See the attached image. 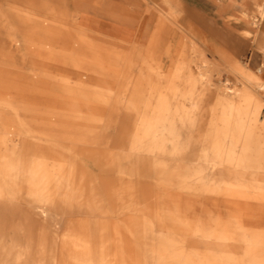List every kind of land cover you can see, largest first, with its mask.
I'll return each mask as SVG.
<instances>
[{"label": "bare ground", "instance_id": "6f19581e", "mask_svg": "<svg viewBox=\"0 0 264 264\" xmlns=\"http://www.w3.org/2000/svg\"><path fill=\"white\" fill-rule=\"evenodd\" d=\"M211 2L0 0V264H264V0Z\"/></svg>", "mask_w": 264, "mask_h": 264}, {"label": "rangeland", "instance_id": "374dc122", "mask_svg": "<svg viewBox=\"0 0 264 264\" xmlns=\"http://www.w3.org/2000/svg\"><path fill=\"white\" fill-rule=\"evenodd\" d=\"M184 4V9L186 13L188 11H194L199 17L203 18L207 25H214L217 24L219 27L227 26L232 18H229L228 16L230 14H225L219 19H217L215 16H213V3H205L203 0H182ZM213 1V0H212ZM134 9H131L132 14H136L134 10H137L138 12H142L143 6L137 5L133 6ZM156 19V16H155ZM223 21V22H222ZM228 22V23H227ZM155 22L153 23V25ZM152 25V27H153ZM245 31H248L250 34L247 35ZM235 32L241 39L243 43V49L241 51V56L243 59H246L250 64L254 66V68L258 67L261 62H263V58L261 54L258 52V45L260 44V35L258 36L255 31H252L246 24H244L243 21L236 25ZM182 32L178 33L177 36H181ZM221 45H223L220 42ZM224 46V45H223ZM165 62H171L170 58L165 59ZM227 79V75L223 73L221 76V80L225 81ZM224 215H226V212H224Z\"/></svg>", "mask_w": 264, "mask_h": 264}, {"label": "crops", "instance_id": "0c3cea01", "mask_svg": "<svg viewBox=\"0 0 264 264\" xmlns=\"http://www.w3.org/2000/svg\"><path fill=\"white\" fill-rule=\"evenodd\" d=\"M205 3H208V1H212V0H203ZM217 15L218 16V12L216 10V8H213V16Z\"/></svg>", "mask_w": 264, "mask_h": 264}]
</instances>
